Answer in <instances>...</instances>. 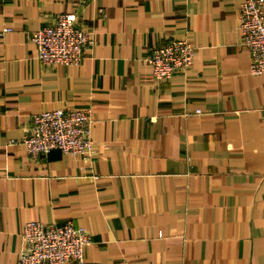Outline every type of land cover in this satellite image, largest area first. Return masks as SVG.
Returning <instances> with one entry per match:
<instances>
[{"label": "crops", "instance_id": "crops-1", "mask_svg": "<svg viewBox=\"0 0 264 264\" xmlns=\"http://www.w3.org/2000/svg\"><path fill=\"white\" fill-rule=\"evenodd\" d=\"M243 2L0 0V264L30 220L87 228L85 264H264V74ZM63 12L95 42L49 67L31 34ZM183 38L189 69L154 77L143 57ZM88 106L91 158L26 151L35 114Z\"/></svg>", "mask_w": 264, "mask_h": 264}, {"label": "built area", "instance_id": "built-area-1", "mask_svg": "<svg viewBox=\"0 0 264 264\" xmlns=\"http://www.w3.org/2000/svg\"><path fill=\"white\" fill-rule=\"evenodd\" d=\"M239 28L242 43L250 51L251 73L264 74V0H244ZM9 30L4 28L0 33ZM31 41L37 45L38 58L44 65H77L83 61L86 48L95 42V32L79 24L76 12H63L54 22L34 30ZM194 55L195 46L183 38L152 48L142 60L151 67L154 77L169 79L177 71L186 72ZM93 123L92 106L44 110L34 115L22 142L34 158L46 156L53 149L91 158L95 149ZM23 240L18 264H85L86 250L92 243L87 228L70 220L52 225L30 220L24 226Z\"/></svg>", "mask_w": 264, "mask_h": 264}]
</instances>
